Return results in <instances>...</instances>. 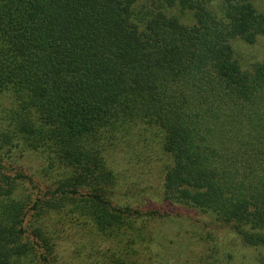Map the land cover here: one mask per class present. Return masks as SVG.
Returning a JSON list of instances; mask_svg holds the SVG:
<instances>
[{"label":"trees","instance_id":"trees-1","mask_svg":"<svg viewBox=\"0 0 264 264\" xmlns=\"http://www.w3.org/2000/svg\"><path fill=\"white\" fill-rule=\"evenodd\" d=\"M257 9L0 0V264H57L64 243L74 264H161L154 245L192 264L206 222L192 219L185 243L162 206L129 201L148 197L125 165L142 182L153 163L163 202L228 227L264 264V57L247 51L264 37ZM26 151L35 169L14 156ZM214 245L194 264H224Z\"/></svg>","mask_w":264,"mask_h":264},{"label":"rangeland","instance_id":"rangeland-1","mask_svg":"<svg viewBox=\"0 0 264 264\" xmlns=\"http://www.w3.org/2000/svg\"><path fill=\"white\" fill-rule=\"evenodd\" d=\"M255 5L258 8L257 10L264 11V0H255ZM179 13V12H178ZM189 13L180 14V17H182L183 21H190L191 17ZM250 47V49H247V51H250L254 59L252 60H259L264 57V37H258L256 41L253 44L247 45ZM24 153V155L21 158V154ZM16 156V160L18 159L19 163L22 164L24 167H31L32 169H35L39 165V159L35 154H31L30 152H16L14 154ZM128 165V164H127ZM123 167V166H122ZM151 168V169H150ZM126 170L125 174L130 175L131 178L137 179V181L140 183V186L143 188V193L147 195L148 200L142 199L139 195H133L129 196V201L132 203H147V207L149 206H162V210H165L170 215L173 216V219L171 220L175 225L169 222V224L172 226L169 229H178V230H184L185 235L183 241L185 243H188L190 239L193 237H188L190 234H193L190 229L192 228L191 222L192 219H198L200 221L206 222L205 226H201L197 233L200 234L203 237V241L195 242V248H193V254L194 259L192 261V264H194V260H196V256L198 257L203 247H205L206 244L211 245L215 243L219 250V261L224 264H250L251 260L253 259V256L258 252V249L253 248L249 245L244 244L241 239L233 233L228 227H223V225L219 223L212 222L206 215L199 214L196 212H188L183 209L182 206H176L171 205L168 203H165L161 200L160 195H158V183L159 177L155 169H157V166L154 163L152 166L148 165V167H145L146 173L145 176H142V182L140 181V176H137V168H134L133 166H126L124 167ZM131 169V170H130ZM154 200V201H152ZM152 201V202H150ZM177 215V216H176ZM182 226L183 228H178L175 226ZM186 226L190 227L189 232L185 229ZM171 231V230H169ZM170 237L173 239V242L175 241L176 248H179V239L176 235H174V231L170 234ZM212 237V238H211ZM211 240V241H210ZM171 242V243H173ZM165 244L166 249L172 248L168 243ZM174 244V245H175ZM181 245V243H180ZM69 245L68 243H64L61 246V249L58 254H60L61 259L57 264H74V261L71 260V255L69 252ZM176 248H172V250H175ZM153 249L155 252L159 253L160 256L162 254V260L161 264H187L182 259L178 258V256H175V260H171L169 253L164 252L162 248L154 245ZM261 249V248H259ZM71 250V247H70ZM177 250V249H176ZM261 251L264 253V249H261ZM227 252L231 254L227 255ZM168 257V258H167ZM217 262V263H218Z\"/></svg>","mask_w":264,"mask_h":264}]
</instances>
